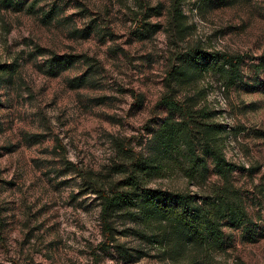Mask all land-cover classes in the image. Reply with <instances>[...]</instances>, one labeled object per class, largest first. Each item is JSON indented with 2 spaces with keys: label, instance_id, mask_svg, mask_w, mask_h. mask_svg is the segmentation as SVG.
Masks as SVG:
<instances>
[{
  "label": "rangeland",
  "instance_id": "obj_1",
  "mask_svg": "<svg viewBox=\"0 0 264 264\" xmlns=\"http://www.w3.org/2000/svg\"><path fill=\"white\" fill-rule=\"evenodd\" d=\"M174 1L0 0V264H185L123 210L106 226L96 191L131 174L203 195L224 184L187 176L182 155L144 167L169 93L216 113L252 220L200 263L264 264V0H179L181 15ZM200 49L243 55L239 79L208 69L175 84L179 57Z\"/></svg>",
  "mask_w": 264,
  "mask_h": 264
},
{
  "label": "trees",
  "instance_id": "obj_2",
  "mask_svg": "<svg viewBox=\"0 0 264 264\" xmlns=\"http://www.w3.org/2000/svg\"><path fill=\"white\" fill-rule=\"evenodd\" d=\"M180 4L179 0L174 1L173 9L178 15L182 14ZM179 59L180 64L170 72L178 85L208 69L218 72L227 79V84L233 85L240 77L244 62V56L240 54L208 53L201 49ZM55 61L62 64L54 58L51 61L52 68ZM72 62V59H66L63 68L69 67ZM1 71L6 72V69L0 65ZM158 104L164 106L168 114L158 129L152 132L151 148L155 159L151 162L155 164L144 165L149 169V174L158 175L161 172L162 159L182 155L189 165L187 176L202 180L214 173L224 179V184L214 187L211 194L203 195L149 188L141 185L136 177L133 180L131 174L122 185L130 186L126 189L96 191L103 201L102 213L106 226L110 228L108 214L123 210L134 221L150 227L149 234L138 232L149 243H157L167 252L181 249L174 255L177 258L179 256L183 263L201 264L212 253L226 248V227L246 230L252 222L242 193L229 181L239 166L228 161L225 156L221 135L225 132L224 126L208 121L215 116L214 111L206 108L196 110L170 93L163 96ZM138 252L142 255H138L136 260L146 254L144 251Z\"/></svg>",
  "mask_w": 264,
  "mask_h": 264
}]
</instances>
